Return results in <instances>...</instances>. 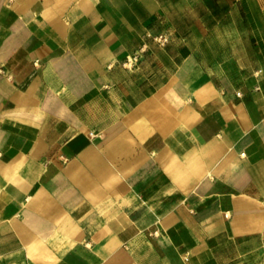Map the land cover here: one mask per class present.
<instances>
[{
  "label": "crops",
  "instance_id": "1",
  "mask_svg": "<svg viewBox=\"0 0 264 264\" xmlns=\"http://www.w3.org/2000/svg\"><path fill=\"white\" fill-rule=\"evenodd\" d=\"M261 263L264 0H0V264Z\"/></svg>",
  "mask_w": 264,
  "mask_h": 264
},
{
  "label": "built area",
  "instance_id": "2",
  "mask_svg": "<svg viewBox=\"0 0 264 264\" xmlns=\"http://www.w3.org/2000/svg\"><path fill=\"white\" fill-rule=\"evenodd\" d=\"M147 38H151L154 42H156L160 46H165L168 42V35L165 33H159V34H146ZM146 45H142L140 48H138L136 51L133 52V54L128 55L122 62L121 66L125 69H134L137 67L138 62L142 55L146 52ZM90 136H93L92 133H89ZM264 264V263H261Z\"/></svg>",
  "mask_w": 264,
  "mask_h": 264
}]
</instances>
